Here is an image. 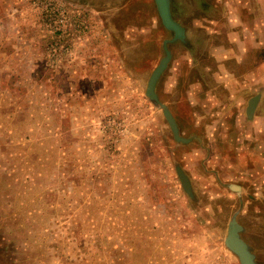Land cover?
<instances>
[{
  "label": "rangeland",
  "instance_id": "1",
  "mask_svg": "<svg viewBox=\"0 0 264 264\" xmlns=\"http://www.w3.org/2000/svg\"><path fill=\"white\" fill-rule=\"evenodd\" d=\"M170 9L185 38L155 91L185 143L145 95L172 37L153 0H0V264H239L233 215L264 264V108L245 114L264 68L244 88L224 60L264 44V2Z\"/></svg>",
  "mask_w": 264,
  "mask_h": 264
},
{
  "label": "water",
  "instance_id": "2",
  "mask_svg": "<svg viewBox=\"0 0 264 264\" xmlns=\"http://www.w3.org/2000/svg\"><path fill=\"white\" fill-rule=\"evenodd\" d=\"M153 1L163 27L172 32V37L169 39H164L163 41L164 55L149 75L146 84L145 95L151 101L157 103L161 108L162 114L169 126L174 140L185 143L188 141V138H185L180 135L178 125L171 111L164 103L160 102V100L158 99V95L155 91L156 82L163 70L166 68L167 63L170 59V51L167 49L166 44L175 40L183 41L185 38V28L172 17L170 10V0ZM252 108L253 101H250L247 107L248 116L251 114ZM175 170L183 190L187 193L188 196L192 197L193 192L190 179L180 166H175ZM230 187L231 189H234L236 191L238 190V186L236 185H230ZM241 231L242 226L237 222L235 215H233L227 224V231L224 237V245L234 255H236L239 264H256L254 254L250 250L247 243L240 236Z\"/></svg>",
  "mask_w": 264,
  "mask_h": 264
},
{
  "label": "crops",
  "instance_id": "3",
  "mask_svg": "<svg viewBox=\"0 0 264 264\" xmlns=\"http://www.w3.org/2000/svg\"><path fill=\"white\" fill-rule=\"evenodd\" d=\"M258 2L260 5H262L264 0H260V1L258 0ZM226 4H227V2H226ZM243 19H245V22H248L250 20L251 21L254 20L256 25H257L258 20H260V18H257L256 16L255 17L249 16V17H246ZM243 19L240 18V20L242 22H243ZM243 30H245L247 33H250L245 28ZM256 31L257 30H255L254 33H256ZM231 36H233V35H231ZM244 38L245 37H243V39ZM231 40H234V38H232ZM235 41H237V43H236L237 45H232L229 47V50H230L229 52H231V53H228L227 56L225 57L226 59H224V60L225 61L226 60H230V61L235 60L240 66L246 67L247 70L245 72H243L242 79H240L244 88L251 87V86L256 87L257 85L260 86V84L262 83V79H261L262 77L260 74L261 73L263 74V68H264V56L262 54L264 52V44L262 45L260 40L259 41L254 40V42L250 43L249 45H247V43H243V41L240 39H238V40L235 39ZM243 45H245L244 48L242 47ZM236 51H238L239 54L241 53V56L238 60L235 59L236 58V53H235ZM217 52H219L218 49L213 52L214 58L216 60L219 58L221 59V57H218V56L216 57ZM232 65L234 68V64H232ZM223 67H224V65H223ZM229 67H231V65ZM216 82L219 83L218 81H216ZM226 82L230 83L232 85L235 81L232 79H229ZM243 87L241 86V88H243ZM258 89H259V87L256 89L258 93L252 92L253 93L252 95H251V93L248 94L247 99L249 102L253 101V108H252V112L249 116L247 114V108H246L245 114H246L247 121L252 120L253 118H256L258 110H261V112H263V108H264V103H263L264 95L262 94L263 88L261 87L259 90ZM243 92H245V91H243ZM255 94H257V95H255ZM253 95H255V96H253ZM251 96H253V97H251ZM249 102H248V105H249Z\"/></svg>",
  "mask_w": 264,
  "mask_h": 264
},
{
  "label": "trees",
  "instance_id": "4",
  "mask_svg": "<svg viewBox=\"0 0 264 264\" xmlns=\"http://www.w3.org/2000/svg\"><path fill=\"white\" fill-rule=\"evenodd\" d=\"M171 10V9H170Z\"/></svg>",
  "mask_w": 264,
  "mask_h": 264
}]
</instances>
